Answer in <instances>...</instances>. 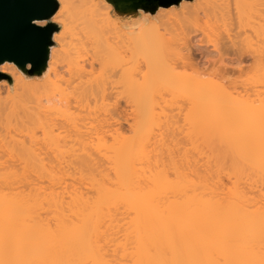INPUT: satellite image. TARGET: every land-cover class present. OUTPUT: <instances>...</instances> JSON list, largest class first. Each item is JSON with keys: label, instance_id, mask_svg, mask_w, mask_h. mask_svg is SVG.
<instances>
[{"label": "bare ground", "instance_id": "6f19581e", "mask_svg": "<svg viewBox=\"0 0 264 264\" xmlns=\"http://www.w3.org/2000/svg\"><path fill=\"white\" fill-rule=\"evenodd\" d=\"M58 2L43 82L0 67V264H264V0Z\"/></svg>", "mask_w": 264, "mask_h": 264}, {"label": "water", "instance_id": "95a60500", "mask_svg": "<svg viewBox=\"0 0 264 264\" xmlns=\"http://www.w3.org/2000/svg\"><path fill=\"white\" fill-rule=\"evenodd\" d=\"M125 24L135 23L140 13L155 15L160 8L180 7L194 0H106ZM58 0H0V67L13 63L29 78H43L47 71L54 35L60 27L52 22ZM45 22V25L41 23ZM11 80L0 72V83Z\"/></svg>", "mask_w": 264, "mask_h": 264}, {"label": "rangeland", "instance_id": "374dc122", "mask_svg": "<svg viewBox=\"0 0 264 264\" xmlns=\"http://www.w3.org/2000/svg\"><path fill=\"white\" fill-rule=\"evenodd\" d=\"M194 2H195V0L193 1V3H194ZM191 4H192V3H191ZM175 8L178 9V8H180V7H176V6H175ZM113 13H114L115 16H116V13H115L114 8H113ZM156 14H157V13H156ZM156 14H155V15H151V14H145L144 12H141V13H140V16H141V17H140V19H139L137 22H140V21H141V22H143V21H144V22H146V21L148 22L149 19H150V20H156V16H157ZM116 17H117V16H116ZM117 18H118V17H117ZM52 22H53V20H52ZM121 22H122V21H121ZM203 22H204V21H203ZM205 22H206V21H205ZM54 23H55V22H54ZM122 23H123V22H122ZM55 24H57V23H55ZM131 24H133V23H131ZM203 24H204V23H203ZM211 24H212V23L210 22V23L208 24V26H210ZM57 25L60 27L59 24H57ZM204 26H205V24H204ZM212 27H213L214 32L212 31ZM215 27H216V28H215ZM205 28H206V30H207L206 34L208 33V30H209V32H210V34H211V35H210V34L208 33L209 35H207L208 37H210V39H213V40H216V39H217L218 42H219V41H220V42L223 41L222 36H221V39H220V36H219L220 33H221V31H222V29L220 28L221 31H219V30H220V29H218L219 27H217V26L214 24V22H213V24H212L210 27L205 26ZM209 28H210V29H209ZM215 29H218L217 32H216ZM60 30H61V27H60ZM223 30H224V29H223ZM215 32H216L217 34H216ZM172 33H176V32L174 31V32H172ZM218 33H219V34H218ZM212 34H213V35H212ZM167 36L170 37V36H171L170 33H169ZM199 36H200V37H199ZM215 36H216V38H215ZM200 38H201V35H198V36H196V37H193V39H192V40H193V41H192V45H193V42H194V45H193V46H195L194 49L196 48V46L199 48V50H200V48H201V49L204 48V47H200V45L198 44V43H199L198 41H199ZM223 38H224V37H223ZM199 50L197 51V48H196V51H197V52L194 51V54L196 55V57H199V60L202 61V62L200 61L202 65L206 64L208 57H209V60H210V58H213V56H214V53H213V56H212V53H211V54L207 55V56H208V57H207V56H205V55H206V52H205V54H204V53L201 52V50H200V51H199ZM209 50H211V48H210ZM202 51H203V50H202ZM209 53H210V52H209ZM202 54H203V56H202ZM200 55H201L202 57H200ZM210 55H211V56H210ZM215 56H216V55H215ZM215 56H214V57H215ZM206 58H207V59H206ZM209 60H208V61H209ZM10 77H11V76H10ZM71 77L73 78V76H70V77H69V75H68V76H67V75L65 76V78H67V79H65V80L68 81V82L66 81V82H67V83H66L67 85H68V83H69L71 80H72L73 82L77 80V79H76L77 77H74L75 80L71 79ZM28 78H29V77H28ZM30 80H35V81H38V82H39V81H40V82H43L42 80H44V77H43V78L32 77V78H30ZM5 81H8V83H9L11 89H13V85H14V80H13V78L11 77V80H10V81H9V80H5ZM40 82H39V83H40ZM73 82H71V85H72ZM75 84H76V82L73 83V86H74ZM5 85H6V84L3 85V88H5ZM69 85H70V84H69ZM5 95H6V94H5ZM5 95H4L3 97L7 98V95H6V96H5ZM21 95H22V97L19 96L18 99L20 98V100H18V101H19L20 103H22V105H23V104L26 105V103H27V105H26L27 107H26V108L29 109V107H30V109L32 110L33 107H35V103L38 101V100H36V99L39 98V96H38V95H33V94H31L32 96H31L30 94H24L25 96H24L23 94H21ZM29 96H30V97H29ZM36 96H38V97H36ZM24 97H25V98H24ZM31 97H32V98H31ZM35 97H36V99H35ZM27 98H28V99H27ZM22 99H23V101L21 102ZM32 99L35 100V102H34ZM15 100H16V99H14L13 101H11V103H9V104H11L12 107H15L16 110L20 113V115H22L21 113L24 112V111H23L24 109H23V110L21 109L22 112H20V104H18V101H17V100L15 101ZM27 100H28L29 102H28ZM12 102H13V104H12ZM33 103H34V104H33ZM30 104H31V105H30ZM36 104H37V103H36ZM7 105H8V104H7ZM32 105H33V106H32ZM10 107H11V106L8 105V108H7V109L9 110ZM21 107H22V106H21ZM23 107H24V106H23ZM23 107H22V108H23ZM28 109H26V110H28ZM184 135H185V134H184ZM184 135H183V136H184ZM181 138H182V137H181ZM183 139H184V137H183Z\"/></svg>", "mask_w": 264, "mask_h": 264}]
</instances>
